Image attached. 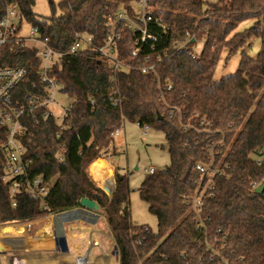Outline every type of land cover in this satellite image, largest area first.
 <instances>
[{"label": "trees", "instance_id": "16d2710c", "mask_svg": "<svg viewBox=\"0 0 264 264\" xmlns=\"http://www.w3.org/2000/svg\"><path fill=\"white\" fill-rule=\"evenodd\" d=\"M132 2L58 0L50 2L51 15L40 18L35 0H0V18L16 5L48 46L64 53L77 35L89 36L92 49L102 46L107 18L122 10L133 17ZM150 6L144 39L140 31L120 28L115 55L122 68L105 71L93 51L64 55L54 67V78L73 100L70 110L61 122L26 121L22 143L29 177L42 174L52 187L45 205L21 194L13 207L0 181V225L69 211L85 198L104 211L119 264H264V190L254 192L264 182V0H150ZM244 22L251 25L239 31ZM252 38L259 40L255 57L247 53ZM223 51L225 63L236 54L239 62L215 80ZM5 66L25 67L33 81L39 62L31 49L4 47ZM125 122L148 126L166 140L169 165L138 188L156 232L132 222L127 175L114 167V191L102 188L113 191L108 197L88 172L97 159L111 158L114 135ZM197 165L216 173L193 213Z\"/></svg>", "mask_w": 264, "mask_h": 264}, {"label": "built area", "instance_id": "2783aa9c", "mask_svg": "<svg viewBox=\"0 0 264 264\" xmlns=\"http://www.w3.org/2000/svg\"><path fill=\"white\" fill-rule=\"evenodd\" d=\"M131 10L133 17H129L122 10L113 17L107 18L105 22L106 39L99 48L92 49V40L89 36L77 35L76 40L64 53L52 50L48 46V40L41 38L37 28L23 20L16 5H9L1 16L0 49L4 47L10 50L16 47L28 48L35 51V57L39 62L36 79L33 81L30 80L25 67H0V181L9 188L14 197L13 207L16 205L15 198L21 194L39 199L45 205V198L52 187L42 174L29 177L30 162L24 158L25 149L22 143L26 136V121L36 120L39 117L42 120L55 117L58 122H61L63 115L70 110L72 99L69 98L70 103L67 107H62L56 101L57 96L66 95L63 93V85L53 76L54 67L59 65L64 55L76 56L81 52L93 51L96 57L103 62L105 71L109 69L108 67L112 70L122 68L115 55V42L119 38L120 28L127 26L135 32L140 31L144 39L145 25L151 21L153 11L150 0H133ZM24 23L29 25L27 33L23 32ZM176 46L182 48L184 43H178ZM141 72L147 73L148 69L144 67ZM21 86L25 88L21 89ZM54 109L59 110V114ZM141 129L143 133L149 130L148 126H143ZM195 169L199 172L200 178L197 192L191 200L193 213L198 212L202 197L216 173L209 165H197ZM145 173L153 175L155 171L149 168ZM204 178L207 181L201 187ZM59 214L61 213L52 216L56 217Z\"/></svg>", "mask_w": 264, "mask_h": 264}, {"label": "crops", "instance_id": "0c3cea01", "mask_svg": "<svg viewBox=\"0 0 264 264\" xmlns=\"http://www.w3.org/2000/svg\"><path fill=\"white\" fill-rule=\"evenodd\" d=\"M112 150L114 152L115 143ZM95 162L106 167L100 169L101 173L110 171V187L92 175L91 167H95L92 166ZM88 172L100 189H113L114 166L111 158L97 159L89 166ZM112 193L106 194L111 197ZM62 217L64 219L57 220L48 215L30 222L11 223L23 229L18 237H0V264H119L114 250L115 241L112 235L111 238L107 234L110 230L105 219H94L90 214L84 215L86 218L71 214ZM104 224L108 231L104 230ZM47 226L50 233L44 231Z\"/></svg>", "mask_w": 264, "mask_h": 264}, {"label": "rangeland", "instance_id": "374dc122", "mask_svg": "<svg viewBox=\"0 0 264 264\" xmlns=\"http://www.w3.org/2000/svg\"><path fill=\"white\" fill-rule=\"evenodd\" d=\"M50 2L56 5L58 0H35L33 12L40 18L49 17L51 15ZM133 7L135 8V6ZM250 25L251 22H244L238 26V30L241 31ZM28 27L29 25L23 24L24 33H27ZM201 46V43H196L194 47L195 52H199ZM258 50L259 40L252 38L249 41L247 53L251 57H255ZM225 53L226 51H223L216 66L214 73L215 80L233 73L237 68L239 55L232 56L225 63ZM56 101L62 107H67L70 103V99L63 95L57 96ZM54 110L59 114V110ZM113 143H115V150L111 155L113 166L118 169L119 173L127 175L129 180L131 220L135 225L147 226L153 232H156V218L149 213L147 205L139 198L138 188L147 176L145 171L149 168H153L155 173H157L169 165L165 137L161 132L153 129H149L146 133H143V130L135 123L125 122L123 127L115 133ZM106 191H110V189L107 188ZM70 214L71 216L79 217L78 214ZM103 219L104 216L101 214L98 220L103 221ZM103 228L105 231H108L105 224ZM107 234L111 237L109 231Z\"/></svg>", "mask_w": 264, "mask_h": 264}, {"label": "water", "instance_id": "95a60500", "mask_svg": "<svg viewBox=\"0 0 264 264\" xmlns=\"http://www.w3.org/2000/svg\"><path fill=\"white\" fill-rule=\"evenodd\" d=\"M264 190V182L261 183L260 185H258L254 192L256 194H261ZM69 213H73V214H79L81 215V218H86L84 217V215L86 214H90L91 217H93L94 219L98 218L101 214H104V211L93 201L91 200H88V199H80L79 201V207L78 208H75V209H72V210H69V211H65V212H62L61 214L57 215L55 217V219H62L63 215L65 214H69ZM83 215V216H82ZM0 243L2 244V241H0ZM114 250H115V254L116 256L119 255L118 253V249L117 247L115 246L114 247ZM0 254H2V252L0 251Z\"/></svg>", "mask_w": 264, "mask_h": 264}, {"label": "bare ground", "instance_id": "6f19581e", "mask_svg": "<svg viewBox=\"0 0 264 264\" xmlns=\"http://www.w3.org/2000/svg\"><path fill=\"white\" fill-rule=\"evenodd\" d=\"M104 169V168H102ZM107 170V169H106ZM91 173L95 177V179L98 180H103L104 183L106 184V187H110L112 184L109 179L110 171H106L104 173H101L100 169L97 167H91ZM102 185V184H101ZM70 214V213H69ZM64 219V218H62ZM23 227L21 226H12L11 224H6L0 227V237L5 236V237H18L20 232L22 231ZM45 232H49V227H45Z\"/></svg>", "mask_w": 264, "mask_h": 264}]
</instances>
